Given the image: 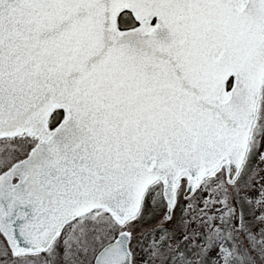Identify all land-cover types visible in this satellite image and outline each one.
Returning a JSON list of instances; mask_svg holds the SVG:
<instances>
[{"label":"snow or ice","instance_id":"obj_1","mask_svg":"<svg viewBox=\"0 0 264 264\" xmlns=\"http://www.w3.org/2000/svg\"><path fill=\"white\" fill-rule=\"evenodd\" d=\"M0 264H264V0H0Z\"/></svg>","mask_w":264,"mask_h":264}]
</instances>
